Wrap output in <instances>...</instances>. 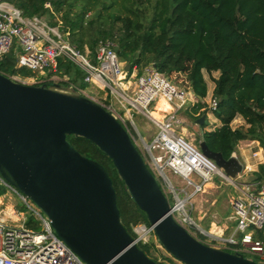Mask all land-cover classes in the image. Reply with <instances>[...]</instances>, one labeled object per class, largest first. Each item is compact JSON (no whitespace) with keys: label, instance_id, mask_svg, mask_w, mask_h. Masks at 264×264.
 Instances as JSON below:
<instances>
[{"label":"water","instance_id":"95a60500","mask_svg":"<svg viewBox=\"0 0 264 264\" xmlns=\"http://www.w3.org/2000/svg\"><path fill=\"white\" fill-rule=\"evenodd\" d=\"M125 69L131 72V64ZM33 85L0 72V172L50 219L86 264H159L123 225L113 179L99 163L79 152L69 134L94 142L114 162L134 202L154 226L164 248L185 264H260L194 237L171 213L168 197L124 125L72 85ZM80 95V96H79ZM206 116L198 118L203 125ZM200 148L237 178L243 163Z\"/></svg>","mask_w":264,"mask_h":264},{"label":"built area","instance_id":"2783aa9c","mask_svg":"<svg viewBox=\"0 0 264 264\" xmlns=\"http://www.w3.org/2000/svg\"><path fill=\"white\" fill-rule=\"evenodd\" d=\"M66 33L58 24H52L44 16L25 15L10 0H0V57L14 52L18 67L27 68L42 76L39 83L56 80L60 58L77 65L84 71V81L87 84L102 92L109 91V96L115 98L116 102L113 103L109 97L103 98L102 93L91 94L87 88L72 86L114 114L128 130L166 196L173 194L174 203L170 202V205L175 220L194 237L200 239L201 234L208 237L213 242L210 244L212 246L244 256L255 255L258 259L256 261L264 264V185L256 192L232 200V218L236 225L230 233L208 231L188 212L190 195L186 187L190 186L194 193H198L216 176L226 178L215 160L205 155L200 146L183 132L185 120L179 113L202 98L196 96L191 89H185L172 81L154 64L145 67L141 74H137L136 69L128 72L125 69L126 62L121 60L112 39L101 40L95 51L88 53L71 43ZM12 78L27 83L23 78ZM130 81H134V84H130ZM162 99L171 105V109L160 111L162 118H158L154 113ZM217 105V99L212 97L209 109L215 110ZM135 112L148 117L156 126L151 143L138 132L144 148H141L133 131L134 124L131 120ZM155 147L162 150V154H154ZM174 176L186 181V186L178 189L173 181ZM0 184L20 195L22 201L34 211L33 220L41 227L40 230L30 227L31 220L21 207L14 205L11 212L6 213L0 206V264H86L57 235L48 216L33 208L29 197L10 184L1 172ZM182 192L184 196L181 195ZM131 232L139 247H148L154 241L155 248L161 254L153 259L159 264H185L164 248L153 225L138 222L132 225Z\"/></svg>","mask_w":264,"mask_h":264},{"label":"trees","instance_id":"16d2710c","mask_svg":"<svg viewBox=\"0 0 264 264\" xmlns=\"http://www.w3.org/2000/svg\"><path fill=\"white\" fill-rule=\"evenodd\" d=\"M10 1L25 15L48 14L52 24H57L55 13H61L68 39L82 50L88 45L94 52L101 40L112 39L121 60L131 64V72L138 69L141 74L145 67L154 64L170 79L174 72L185 73V80L174 82L191 89L199 98L208 94L203 71H220L219 77L214 78L213 93L218 105L209 110L222 125L205 131L203 140L227 159L241 140H258L264 148V0H155L151 14L133 0H123L121 6L113 0L102 9H93L87 0L77 10V0ZM89 11L94 14L91 19L86 17ZM59 71L73 78L62 83L87 87L84 71L70 60L60 58ZM0 72L9 77L35 74L17 66L14 52L0 57ZM203 104L199 101L192 106L195 113L206 106ZM237 115L245 119L248 127H232ZM67 139L110 174L127 230L132 234L133 224L148 221L125 189L113 160L85 137L69 134ZM257 175L258 180L264 181V164L259 166ZM6 193L7 187L0 184V196ZM199 238L204 242V235ZM140 248L149 256L147 246Z\"/></svg>","mask_w":264,"mask_h":264},{"label":"rangeland","instance_id":"374dc122","mask_svg":"<svg viewBox=\"0 0 264 264\" xmlns=\"http://www.w3.org/2000/svg\"><path fill=\"white\" fill-rule=\"evenodd\" d=\"M112 1L113 0H99V1L90 0V3H91L90 6H92L93 9H102L104 4L108 5ZM133 1H135L141 7L148 8L147 12L149 14H151L152 4L155 2V0H133ZM76 2H77V4H76L74 10H77L78 6L79 5L81 6L82 4L86 3L87 0H77ZM116 2L118 4L117 6H121L122 5L121 3L123 2V0H116ZM48 5H49V7H51L50 3ZM61 15H62L61 13H55V17H54V21H57V24L60 26V28H62L64 25L63 18ZM93 15H94L93 11H89L87 13L86 17L88 19H91L93 17ZM44 17L47 20L51 19V17L48 14L44 15ZM67 36H68V34H67ZM84 50L88 53L92 52L91 48L88 45L85 46ZM59 72H61V71L58 70L56 80H49L47 82H52L54 84L56 83L57 85H60V87L58 86L59 87L58 89H60V90L73 92L72 90H70V84L66 85V84L62 83L63 81H67V82L73 81L72 75L71 74L68 75L64 72H62L63 74H61V73L59 74ZM34 73L35 74L33 77H21V76H17V77L23 78L24 80H26L27 84L36 85L39 83L40 79H42V76L39 73H36V72H34ZM136 73L138 74V69H136ZM204 73H205L207 79L209 80V82L211 84L215 78L214 77L215 74H213L212 72L208 73L206 71ZM186 77H187V75L185 73L180 74V73L174 72L171 75V79L175 82H177L176 80H182V79L185 80ZM86 88L91 94H101L102 93L101 95L103 98L109 97V99L113 103L116 102L115 98H112L111 96H109L110 95L109 91L102 92L97 87H95L91 84H88ZM73 94H76V93L73 92ZM84 98H86V97L84 96ZM157 109L158 110L155 111L154 115L158 118H162V112H160V111L170 110L171 105L168 102L163 101V102H160L157 104ZM185 109L186 108H184V110H182L179 113L185 120L184 124L182 125L183 126V132L187 135V137L190 140H193L194 142H196L197 145H199L200 140L203 139L204 132L207 131L206 127H204L203 125H200L197 121L198 118L200 116H202V114L204 112H202L201 115H199V112L195 113V110H193V108H191V109L189 108L186 110ZM208 113H210V110L208 111ZM132 119L133 120H131V121H133V124H134L133 125V131L136 134V139L140 143L141 148H144L142 145V139L140 138L138 132H141L142 137H144L148 143H151V141L153 140L154 135L156 133V126L154 125V123L151 119H149L148 117L144 116L141 113L135 112ZM206 124L211 126V125H213V122L211 123V121L208 120V118H207ZM245 127H248V125ZM162 152L163 151L160 150L159 148H157V147L154 148V154L159 155V154H162ZM8 177L9 176L6 174L7 179H8ZM243 180L247 181L248 178L244 176L240 180H237V182H240ZM173 181L177 184L178 189H181L182 187L186 186V181H184L179 176H174ZM211 182L212 183H210V185L208 187H205L203 191L198 192V193H194L193 192L194 189L192 187H190V186L186 187L188 194L190 195L189 202L187 205L188 212L195 219V221L201 227H203L206 230L210 229L212 221H217L218 226L219 225L221 226L223 224V222L226 221L228 216L232 215L233 207H232L231 195L235 194V191H236L234 184L238 185V183L235 182L234 180L226 179V178L219 177V176H216ZM10 184H12V183H10ZM7 194H8V196L4 197L3 202L6 203L7 205L15 204L18 207H21L24 210V212L26 213V215L29 217V219L31 220L29 226L33 227L37 230H40L41 227L38 226L37 223H35V221L33 220V217H32V214H34V211H32L31 208L29 206H27L22 201L20 195L9 187L7 188L6 195ZM181 195L184 196L185 194L182 192ZM168 198H169V201L171 202V204H173L174 203L173 194H171V193L168 194ZM29 202L33 208L40 210L33 203V201L30 198H29ZM148 221L145 220L144 222L150 224V222H148ZM228 223H229V228L234 225V223L232 221H229ZM228 232L229 231H227L226 233H228ZM205 240H206L205 242L208 244L213 243L212 241L209 240L208 237H206ZM147 249H148L147 253L152 258H155L157 255L161 254L155 248V244H154L153 240L148 244ZM245 256L247 258L253 259L255 261L258 260L257 257L255 255H252V254H245Z\"/></svg>","mask_w":264,"mask_h":264},{"label":"crops","instance_id":"0c3cea01","mask_svg":"<svg viewBox=\"0 0 264 264\" xmlns=\"http://www.w3.org/2000/svg\"><path fill=\"white\" fill-rule=\"evenodd\" d=\"M205 71L206 70H204L203 72ZM212 73L215 74L214 75L215 78H218L220 75V71H213ZM204 76L208 83V94L206 97L201 99V102L204 103L203 105H206V106H203L202 108H200L198 112H199V115H201V113L204 112L205 114L203 113L202 115L206 116V120L208 118V120H210L211 123L213 122V125L206 126V130L210 131V130H214L216 127H220L222 125V122L211 111L210 113H208L209 107H210V101L213 97L214 88L216 84L214 80L210 84L205 73H204ZM129 83L134 84V81L132 83L130 81ZM191 108L192 107H190V109ZM206 120H205V123H206ZM231 125L233 128H238L241 126H247L248 124L246 123L245 119L241 115H237L236 118L232 121ZM232 154H234L244 165V171L237 178L233 180L237 182V180H240L244 176L247 177L248 180L237 182L238 185L234 184L236 191H235V194L231 195V201L236 197H239V196L244 197L250 193L256 192L257 190L261 188V186L264 185V181L258 180V175H257V172L259 171V166L261 164H264V148L262 147V145L260 144L258 140L245 139V140L239 141V143L237 144ZM210 183L212 182H209L205 187H208ZM5 196H8V194L7 195L4 194L3 196H0V206L3 208V210H5L6 213H10L12 206H14L15 204L7 205L6 203H4L3 201H4ZM233 214H234V210H233L232 215L228 216L226 221L223 222L221 226L220 225L218 226L217 221H212L210 229H207V230L214 232V233H219V234H221L223 231L225 232L229 231L228 233H230L235 228V225H236V222L232 218ZM229 221H232L234 223V225L230 228H229V223H228ZM214 225L216 226V230L212 231L214 229L213 228Z\"/></svg>","mask_w":264,"mask_h":264},{"label":"bare ground","instance_id":"6f19581e","mask_svg":"<svg viewBox=\"0 0 264 264\" xmlns=\"http://www.w3.org/2000/svg\"><path fill=\"white\" fill-rule=\"evenodd\" d=\"M163 101H165V100L162 99V100H160L158 103L163 102ZM207 184H208V183H207ZM207 184H206V185H207ZM215 225H216V224H215ZM215 225H214V227H213L214 229H213L212 231H215V230H216V226H215Z\"/></svg>","mask_w":264,"mask_h":264}]
</instances>
